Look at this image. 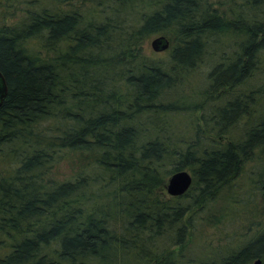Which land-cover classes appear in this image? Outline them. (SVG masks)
Wrapping results in <instances>:
<instances>
[{
  "label": "trees",
  "instance_id": "16d2710c",
  "mask_svg": "<svg viewBox=\"0 0 264 264\" xmlns=\"http://www.w3.org/2000/svg\"><path fill=\"white\" fill-rule=\"evenodd\" d=\"M263 3L0 0L8 86L0 106V264H264V226L211 256L184 248L194 215L264 148V116L241 140L203 143L249 117L254 96L264 94L237 91L262 61ZM156 33L169 40L166 57L142 51ZM226 36L234 48L208 71L204 101L226 99L184 142L171 133L170 114L203 104L164 94ZM62 161L72 173L56 180ZM186 168L188 190L166 198L167 178ZM161 240L170 244L160 249Z\"/></svg>",
  "mask_w": 264,
  "mask_h": 264
},
{
  "label": "rangeland",
  "instance_id": "374dc122",
  "mask_svg": "<svg viewBox=\"0 0 264 264\" xmlns=\"http://www.w3.org/2000/svg\"><path fill=\"white\" fill-rule=\"evenodd\" d=\"M207 1L214 8H227L231 0ZM221 4L224 6L222 7ZM86 5H91V2L87 1ZM60 6L65 7L64 5ZM142 6L144 7L143 3L139 5L138 9H142ZM257 11H264V3ZM159 35V33L151 34L143 40L142 51L145 55L153 58L166 57V49L154 51L151 47V41ZM35 47L37 48V46ZM233 48L232 39L227 36L219 37L216 42L208 45L203 60L197 68L187 74L182 79L183 82L176 85L175 88L165 92L163 97L165 101H174L180 104L184 100V104H193L194 102L203 104V108H178L170 114L172 116L168 119L167 124L171 125L170 131L176 138L178 137L184 142L195 138V126L204 127L201 115L207 113L211 106L224 103L226 97L219 98L216 101H204L208 85L207 73L216 61L229 54ZM261 57L262 61L259 63V70L256 72L255 77L248 82V86H242L237 91L247 92L258 87L264 88V52ZM263 116L264 94L259 93L254 96L253 113L249 117H242L231 125L221 137L206 134L207 136L203 137V143L206 146L213 143L211 138L220 140L222 144L229 140H241L245 130L257 123ZM254 156L253 159L245 162L240 173L230 180L229 184L222 189L220 195L214 201L194 215L192 229H190L191 233L184 246L187 256L194 257L205 254L211 256L215 251L236 248L258 233L264 226V189L262 187L264 186V148L258 149ZM186 170L190 172L189 169L186 168ZM52 173L51 177L56 180L67 178L72 173L71 163L62 161L53 169ZM164 196L166 198L171 197L166 191H164ZM182 201L186 202V200ZM208 214H214L217 222H207L205 216ZM169 244L168 241L161 240L160 249ZM255 260L251 264H255Z\"/></svg>",
  "mask_w": 264,
  "mask_h": 264
},
{
  "label": "water",
  "instance_id": "95a60500",
  "mask_svg": "<svg viewBox=\"0 0 264 264\" xmlns=\"http://www.w3.org/2000/svg\"><path fill=\"white\" fill-rule=\"evenodd\" d=\"M151 47L154 51H163L169 47V40L159 35L151 41ZM8 86L3 73L0 71V106L7 95ZM192 177L188 170L181 169L172 173L166 181L165 191L169 196L175 197L184 194L191 185ZM264 195V193H263ZM260 260H255V264H259Z\"/></svg>",
  "mask_w": 264,
  "mask_h": 264
},
{
  "label": "flooded vegetation",
  "instance_id": "af4514ba",
  "mask_svg": "<svg viewBox=\"0 0 264 264\" xmlns=\"http://www.w3.org/2000/svg\"><path fill=\"white\" fill-rule=\"evenodd\" d=\"M263 187V189H264V186H262Z\"/></svg>",
  "mask_w": 264,
  "mask_h": 264
}]
</instances>
